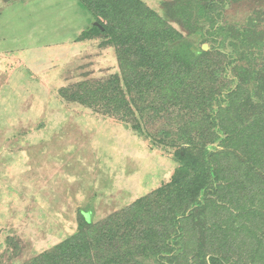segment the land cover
<instances>
[{"label":"rangeland","instance_id":"374dc122","mask_svg":"<svg viewBox=\"0 0 264 264\" xmlns=\"http://www.w3.org/2000/svg\"><path fill=\"white\" fill-rule=\"evenodd\" d=\"M139 1L163 18L175 0ZM79 3L0 0V264H42L78 232L83 214L92 226L108 228L138 199L170 184L181 166L175 151L185 149L184 143L170 140L188 121L184 112L155 115L150 108L159 102L146 98L136 107L130 104L133 116L127 117L125 109L90 95L113 76L121 79L122 71L116 48L90 32L93 18ZM222 17L213 30L196 11L188 24H169L195 50L223 45L225 50L217 51L229 54V40L221 33L214 44L212 32L225 26L222 21L240 30L251 20L261 34L264 0L227 3ZM259 40L248 48L253 51L249 64L240 58L246 71L262 67ZM231 62L226 75L232 81ZM237 83L235 78L227 88ZM217 146L206 148L212 152ZM225 195L216 193V200ZM223 218L228 219L227 212ZM254 227L235 226L227 238L207 235V246L212 244L207 256L222 264H263L264 257L251 255L257 244L252 237L261 233ZM179 248L165 252L163 262L171 264L166 259L180 255ZM146 264L155 263L148 259Z\"/></svg>","mask_w":264,"mask_h":264},{"label":"trees","instance_id":"16d2710c","mask_svg":"<svg viewBox=\"0 0 264 264\" xmlns=\"http://www.w3.org/2000/svg\"><path fill=\"white\" fill-rule=\"evenodd\" d=\"M78 1L93 18L90 32L116 48L122 71L121 79L113 76L90 95H101L116 110L125 109L127 117L133 116L130 104L136 107L146 98L159 102L150 108L155 115L184 112L188 121L170 141L184 143L185 149L176 148L181 166L170 184L138 199L108 228L92 226L89 215L83 214L78 232L54 255L44 256L42 264H146L148 259L166 264L163 254H172L178 246L181 254L168 256V263L222 264L215 255L207 256L212 245L207 246V235L227 238L235 226L247 230L248 225L261 232L252 237L257 244L251 255L263 258L264 30L258 34L251 20L240 30L222 21L225 26L212 32L211 42L218 45L216 38L225 35L230 43L226 48L233 47V53L225 54L217 51L223 45L214 51L195 50L191 40L169 24H188L196 11L213 30L223 20L225 4L262 0H175L163 18L139 0ZM258 39L262 67L246 71L240 58L250 63L253 51L248 48ZM230 60L238 80L234 89L227 88L234 80L226 75ZM207 144L218 149L208 152ZM218 192L226 193L219 201ZM226 212L228 219L223 218Z\"/></svg>","mask_w":264,"mask_h":264},{"label":"water","instance_id":"95a60500","mask_svg":"<svg viewBox=\"0 0 264 264\" xmlns=\"http://www.w3.org/2000/svg\"><path fill=\"white\" fill-rule=\"evenodd\" d=\"M203 50H206V47H204ZM86 217H87V216H86Z\"/></svg>","mask_w":264,"mask_h":264}]
</instances>
